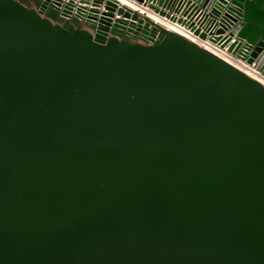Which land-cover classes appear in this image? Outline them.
Listing matches in <instances>:
<instances>
[{"label":"water","instance_id":"water-1","mask_svg":"<svg viewBox=\"0 0 264 264\" xmlns=\"http://www.w3.org/2000/svg\"><path fill=\"white\" fill-rule=\"evenodd\" d=\"M0 0V264H264V0Z\"/></svg>","mask_w":264,"mask_h":264},{"label":"built area","instance_id":"built-area-1","mask_svg":"<svg viewBox=\"0 0 264 264\" xmlns=\"http://www.w3.org/2000/svg\"><path fill=\"white\" fill-rule=\"evenodd\" d=\"M188 33L192 38H188V37H186V38H188L191 41L196 42L197 44H199L203 48L211 51L212 53H214L218 57L222 58L223 60H225L229 64L238 68L239 70H241L242 72H244L245 74L250 76L251 78L257 80L258 82H260L262 84H264V75H262L259 71H257L253 66L248 65L244 61H242L236 57L231 56L230 54H228L226 52L225 49L221 50L217 45L210 46V45L206 44L205 41H202V40L198 39L197 37H195L189 31H188ZM206 45H208L209 48Z\"/></svg>","mask_w":264,"mask_h":264},{"label":"bare ground","instance_id":"bare-ground-1","mask_svg":"<svg viewBox=\"0 0 264 264\" xmlns=\"http://www.w3.org/2000/svg\"><path fill=\"white\" fill-rule=\"evenodd\" d=\"M123 5H127L130 6L132 8H134L129 2L125 1V0H119ZM150 18H152L153 21H155L156 23L162 25L163 27H165L166 29L176 32L178 34L183 35L184 37H188V38H192L189 33L188 30L180 25L177 24H172V23H167L165 21H162L160 19H158L157 17L150 15ZM206 44L212 46L213 44H211L208 40L205 41ZM208 45H206L208 47ZM209 48V47H208Z\"/></svg>","mask_w":264,"mask_h":264}]
</instances>
